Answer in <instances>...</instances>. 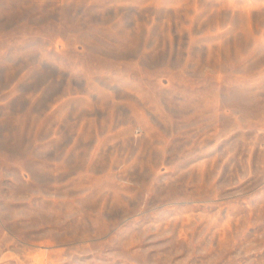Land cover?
I'll return each mask as SVG.
<instances>
[{"label": "rangeland", "instance_id": "1", "mask_svg": "<svg viewBox=\"0 0 264 264\" xmlns=\"http://www.w3.org/2000/svg\"><path fill=\"white\" fill-rule=\"evenodd\" d=\"M0 264H264V0H0Z\"/></svg>", "mask_w": 264, "mask_h": 264}]
</instances>
